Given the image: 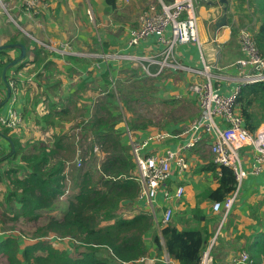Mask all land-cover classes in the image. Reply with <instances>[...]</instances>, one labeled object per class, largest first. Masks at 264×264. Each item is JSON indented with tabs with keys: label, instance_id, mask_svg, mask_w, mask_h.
<instances>
[{
	"label": "trees",
	"instance_id": "obj_1",
	"mask_svg": "<svg viewBox=\"0 0 264 264\" xmlns=\"http://www.w3.org/2000/svg\"><path fill=\"white\" fill-rule=\"evenodd\" d=\"M258 1L264 3V0ZM107 3L110 10L117 9L118 3L114 0ZM18 8L6 7L16 22L8 23L11 28L6 44H18V47L0 49V110L8 96L18 92L19 98L14 103H18L16 107L22 119L32 111L25 108L32 100V107H39L32 117L34 124L52 131L45 140L32 136L21 141L11 126L0 125V142L6 143L5 147H0V185L4 189L0 192V256L6 264H135L139 257L148 255L145 235L154 223L150 215L131 219L116 216L123 201L140 196L126 131L136 141L152 134H166L160 143L169 144L174 136L188 138L181 133L196 117L192 120L193 114H189L188 126L176 132L173 125L180 120L183 122L182 114L177 119L173 115L179 101L162 98L159 100L165 105L164 123L156 125V130L152 131L149 122L137 124L129 103L133 101L134 92L145 89L142 85L146 79L157 82L158 78L183 73L177 70L173 75L165 69L156 77H147L139 65L128 68L118 59L104 62L76 54L60 53L57 57L61 60L57 62L58 59L52 58L51 49L20 30L28 28L30 22L20 20L21 10L26 7L19 3ZM261 12L262 17L257 19L260 25L249 40L257 55L264 57V7ZM20 44L24 46L25 56L11 65L20 53ZM99 46L102 54L110 52L103 39ZM92 61L94 65L90 66ZM78 62L85 63L83 75L75 70ZM24 71L27 75L21 77ZM54 75L60 78L55 80ZM136 99L144 100V92ZM13 109L16 110L14 106ZM234 109L250 133L264 123V81L241 86ZM169 117L172 121L167 122ZM204 136V142L211 143L212 138ZM94 146L98 147L99 155L93 152ZM76 161L82 162L81 168L76 167ZM204 170L213 173L217 181L216 188L208 192L211 202L223 201L233 193L236 181L230 168L218 165L212 156ZM67 175L72 182L69 189L77 191L67 201L60 218L45 215L52 211L54 202L66 190ZM19 218L36 222L28 236L13 225ZM111 219L114 221L110 224ZM205 235L204 230L194 227L191 221L182 229L170 221L160 224L158 232H152L150 241L158 254L165 248L176 264H198L213 234ZM263 244L264 236L256 245L258 254H264Z\"/></svg>",
	"mask_w": 264,
	"mask_h": 264
},
{
	"label": "crops",
	"instance_id": "obj_2",
	"mask_svg": "<svg viewBox=\"0 0 264 264\" xmlns=\"http://www.w3.org/2000/svg\"><path fill=\"white\" fill-rule=\"evenodd\" d=\"M10 1L11 0H3V3L6 2L7 4H5V8L1 6V10L5 14H0V28H2L5 33L9 20L11 19L6 7L15 9V6L18 8L19 3H21V5L23 4L21 0H16L14 2ZM114 1L118 3L117 9L110 10V6L107 3L108 0H52L51 3L53 7L59 8V14H61L63 9L61 4L66 6V3L70 2V11L66 10L67 12L64 13H68L69 19H72L74 14L75 18H73V20H81L80 28H83L82 30L80 28V30H76L75 25L72 23L65 32L68 37L70 34L76 35H72V38L67 37L66 39L60 37L61 42L69 43L72 49H75L76 46L80 47V41L88 37L89 33H91L88 30L89 28H87V26L90 27L87 21L88 19L89 21L92 19L93 22L91 23L93 24L92 27L96 30L97 41L100 42L102 39H106L110 42L112 41L113 44L110 50H113V53L154 55L159 52L164 44L159 41L156 35L151 34L147 38L140 40L136 46L129 47L127 41L130 32L137 27L135 19L137 14L150 4H157L160 1L163 3L165 1L170 2L172 0ZM46 2L49 3L48 0ZM263 7L264 3L258 0H226V5L221 4L219 0H197L195 2V16L199 44L187 43L176 46L174 50L176 61L183 66L195 69H202V62H206L213 75V82H219L221 84L219 92L221 94L229 93L233 87L238 84V76L242 75L244 72L250 71V65L248 67H241L235 64V62L239 58L246 56V52L242 50L240 45V38L243 34L250 36L257 30L260 25V21L257 19L262 17L261 11ZM224 10L226 12L227 25L216 29L214 26L223 15ZM88 11L91 12V17L87 18ZM107 19H112L108 21L111 25L107 26L111 34L105 38L102 35L104 32L101 34L98 33L97 28L102 30ZM11 21L15 24L14 20L11 19ZM53 27L54 24H51L50 28ZM122 31L123 33L121 35ZM118 32L120 33L118 34ZM164 38H170L169 29L165 30ZM55 53L54 55L60 54ZM101 56L102 55L99 54L93 58H101V60L107 62V59H103ZM155 59L159 60L160 56L157 55ZM112 61L114 62V60ZM120 62H123L124 64L122 65L125 67H131V63L128 60ZM83 65H85V63L79 62L75 65L77 74H84L85 70L82 68ZM90 66H92V63ZM176 71L177 70H169L168 72L175 75ZM181 73H183L182 76H164L163 78H158V84L168 88L163 94L158 90L159 97L161 99H169L167 96L175 95V97L173 96L172 98L177 101L180 99L182 103L189 107V110L190 107L194 109V111L191 112L193 114V120L197 117L199 108L197 107L195 98L187 92V86L195 80H201L202 78L201 76L198 77L197 75L184 71H181ZM115 75L116 73L114 76ZM61 77L64 78L63 75ZM79 77L84 76H76V78ZM10 84L9 82V87ZM32 88L36 89L33 81ZM85 94L86 93H84V95ZM20 95L22 96L23 93L21 92ZM18 96V92H14L10 97L8 96V100L1 107L0 116L5 115L10 108H13V103L17 101L19 98ZM192 102H195V104H191ZM15 109L18 111L16 105ZM188 122L189 121L181 124L176 123L173 125V129L180 131L181 126L186 125ZM186 138L187 136L184 138L174 136L172 142L169 144L148 143L142 148L141 152L145 155L152 154L156 157H160L165 149H179L181 144L186 141ZM205 138L206 136H203L199 144L192 148L179 149L182 154L179 155L184 157L187 167L184 171L180 172L175 163L171 162L169 179L157 190L155 198L150 203L151 206L144 196L137 197L131 201L126 200L121 203L116 213L118 217L131 219L138 215H150L153 218L154 226L145 235V245L148 249V255L147 257H139L135 264H176V262L169 258L165 248L159 252V255L155 245L150 241L152 232H158L159 225L161 224V216L166 207L173 208L174 214L171 222L175 224L178 229L184 228L191 221L194 227L204 230L205 236L213 234V237L216 233L220 224L221 212H213L211 209L213 202L209 199L208 192L216 188L217 181L213 173L211 174L204 170L205 165L208 164L209 159L212 157L209 150L210 143L204 142ZM5 146L6 143L4 141L0 142V147ZM241 159L243 167L247 171V176L241 182L233 205L216 233L212 248L214 264H227L233 259H238L243 251L247 253L255 264H264V254H258L256 248L259 240L264 236V170L259 172H254V170H252V154L249 147H245L241 152ZM177 186L184 187V193L180 199H176L173 196ZM113 221L114 219H111L109 223L111 224ZM141 258L143 260H141Z\"/></svg>",
	"mask_w": 264,
	"mask_h": 264
},
{
	"label": "built area",
	"instance_id": "obj_3",
	"mask_svg": "<svg viewBox=\"0 0 264 264\" xmlns=\"http://www.w3.org/2000/svg\"><path fill=\"white\" fill-rule=\"evenodd\" d=\"M21 1L26 8H37L42 4V1L39 0ZM196 1L172 0L169 3L160 1L157 4L148 5L138 14L136 18L137 27L130 32L127 45L129 47L136 46L140 40L153 34L158 36L159 41L164 44L163 48L156 54L134 55L116 52L109 56L113 59L128 60L135 66L139 65L150 77L158 76L164 69L181 70L198 77L201 76V80H195L187 86V92L197 101L199 112L198 116L181 133V135H188V138L181 144L180 148L189 149L194 147L207 134L212 138L209 150L214 162L230 168L233 172L236 181L235 190L223 201H215L211 206L213 212H221L217 233L233 205L241 182L247 176V171L244 169L241 159V152L245 147H249L252 154V170L254 172L264 170V123H261L253 133H250L234 109V101L241 86L264 81V57L257 55L249 36L243 34L240 38V45L242 50L246 52V56L239 58L235 64L241 67L250 65V71L238 76V84L227 94L219 92L221 84L213 82V75L206 62H202V69L179 64L174 56L176 46L187 43L199 44L195 16ZM88 16L91 17L90 11H88ZM166 29H169L170 32L169 39L164 38ZM45 47L52 49L48 46ZM157 55L160 56L159 60L155 59ZM152 66L157 67L155 72H152ZM17 120H20L18 112L10 108L5 115L0 116V125H15L18 122ZM126 135L136 165V179L140 187V196H144L150 204L160 186L169 179L171 162L175 163L180 172L186 169L187 163L183 156L179 155L180 148L177 150L165 149L160 157L152 154L145 155L141 152L142 148L148 143H160L166 134L148 135L139 141L134 140L129 131H126ZM93 152L96 155L100 154L97 146H94ZM183 193L184 187L177 186L173 196L180 199ZM173 214V208L166 207L161 216V224L170 223ZM216 233L201 252L198 264H214L212 248ZM141 260L143 259L141 258ZM227 264H252V261L247 253L243 251L238 259H233Z\"/></svg>",
	"mask_w": 264,
	"mask_h": 264
},
{
	"label": "rangeland",
	"instance_id": "obj_4",
	"mask_svg": "<svg viewBox=\"0 0 264 264\" xmlns=\"http://www.w3.org/2000/svg\"><path fill=\"white\" fill-rule=\"evenodd\" d=\"M0 1H2V0H0ZM39 1H42V3L43 2H45V3L41 4L37 8L27 7V8H24L26 11L21 10V15H23V16L22 17L20 16L21 17L20 20L30 22V25L28 26V28H25V29L20 28V30L28 38L35 40V42L43 45L44 47L45 46L51 47L52 48L51 50L54 53L58 52V53H62L65 55L66 54H78L81 57H91V56L94 57L96 55L101 54L102 55L101 57L103 59L114 60L113 58H111L109 56V55H112L114 52L113 50H110V47H112V44H113L112 41L110 42L106 39H103V42L107 43V45H108L107 48L109 47L108 49L110 50V52H109L110 54H102V50L100 49L99 42L97 41L96 30H95V28L92 27V25H93L91 23V22H93L92 19H91V21H89V19L87 21L90 24V27L87 26V28H89L88 30L91 33H89L88 37H86L80 41V44H79L80 47L76 46L75 49H72L70 45L62 43L60 40V37L62 39H66L68 37L65 30H68L72 23L75 25L76 30L79 29L81 26V20H79V19L73 20V18H75L74 14L72 16V19H69L68 13H64V12H67L66 10L70 11V8H71L70 2L66 3V6L61 4V7L63 9H62L61 14H59V12H58L59 8L53 7V5L51 3L52 0H48L49 3L46 2L47 0H39ZM58 1H60V0H58ZM5 4H7V3L6 2L3 3V1L0 3V14H5L1 10V6L5 8ZM124 4H126V3H124ZM15 9L18 10L19 8H17L15 6ZM32 10H34V12H32ZM137 15H136V18H137ZM86 17L87 18L89 17L88 12H87ZM10 18H11V16H10ZM11 19L9 20V22L13 23L11 21ZM108 21H111V20L110 19L106 20V22L104 23V28L102 30H99L97 28L98 33L101 34L104 32L102 35L105 38H107V36L111 34V32H109L108 27H107V26H110L111 23ZM51 24H54V27H53L54 29L50 28ZM10 28H11V26L7 25L6 33L3 31L2 28H0V46L6 45V42L9 38L8 31ZM29 31H31V33ZM119 33L120 32H118V34ZM122 33H123V31L121 32V35H122ZM69 36H71V35H69ZM58 53H55V54H58ZM82 55H84V56H82ZM28 56H29V58L31 57L30 54H28ZM57 56L58 55H53L52 58L54 60L58 59L57 62H60L61 59L58 58ZM99 59H101V58H99ZM118 60L119 61H126V60H120V59H118ZM93 64H94V61H92V65ZM120 64H124V63L120 62ZM131 66H135V65L131 64ZM151 70H152V72H155L157 70V67L152 66ZM164 70L162 71V73L164 72ZM26 75H27L26 71L20 73L21 77H25ZM62 75H64V74H62ZM147 77H149V76L147 75ZM29 78H31V77H29ZM53 78L56 80L57 78H60V76L54 75ZM149 80L150 79H148V80L146 79L144 81L145 85H142L145 88L142 91L145 94V99L144 100L136 99V97H138L142 92H139V91L134 92L132 94L133 101H130L129 105H130L131 109L133 110L134 116L136 117L137 124L141 125L143 123L149 122L148 127H152L150 129H152V131H155L156 127H157L156 125L163 124L164 119H165L163 117V114H162L163 111L165 110V105L161 100H159L161 98L159 97L158 90L161 94H163V92L167 91L168 88H165V86L158 84V82H156L155 80H150V81ZM28 82L30 84H32V82L30 80ZM57 91H59V89H57ZM29 95H31V93L28 94V98L30 97ZM173 96L175 97V95H169L167 97L169 99H171ZM178 101L179 102L177 104V110L174 112L173 115H174V118L177 119V117L181 118V114H182L181 119L183 122H181V120H180V122L185 123V122H187L188 115L192 111H194V109L192 107H190V110H188L186 108V105L184 103H182L180 101V99ZM13 104H14V107H15V105L18 106V103H13ZM25 108L28 110H32V111L27 113V115H24L23 119L20 116L21 114L18 113L20 120H17L18 122L15 125L14 124L11 125V127H12L11 130L13 132L19 134L21 141L25 140L26 138H31L32 136H35L36 138L42 139V140L47 139V137L51 134L52 130L43 129V126L35 125L33 120H32V117L34 115H36L35 111H37L39 109L38 105H35L34 107H32V100H29V104L27 106L25 105ZM126 116H129V113H127ZM143 121H146V122H143ZM170 121H172V118L171 117L167 118V122H170ZM185 127H186V125L181 126V130ZM63 128H65V126H63ZM176 132H178V131H176ZM152 144H157V143H152ZM85 148H86V146H85ZM180 151H179V154L182 155L180 153ZM96 159L98 160L99 158H96ZM76 167L81 168L82 162L80 163V161H79V163H78L76 161ZM70 168H71V162L69 164V169ZM68 175H69V173H68ZM68 175H67L66 188H65L66 190H64L63 195L60 196L54 202V207H53L52 211L48 212V213H44L45 215H50L54 218H60L62 216L65 208H66L67 201L72 196V194H75V192L77 191V190L72 191L71 189H69V186L72 184V182L69 181ZM3 191H4V189L0 185V192L2 193ZM67 195H68V197H67ZM13 225L16 226L15 228H17L18 232L22 233L25 236L26 235L28 236L32 232V230L34 229L36 222L35 221H27L25 219L19 218V220L17 222H15ZM0 264H6V261L1 256H0Z\"/></svg>",
	"mask_w": 264,
	"mask_h": 264
},
{
	"label": "water",
	"instance_id": "obj_5",
	"mask_svg": "<svg viewBox=\"0 0 264 264\" xmlns=\"http://www.w3.org/2000/svg\"><path fill=\"white\" fill-rule=\"evenodd\" d=\"M219 2L221 3V4H224V5H226V0H219ZM227 25V17H226V12H225V10H224V13H223V15L218 19V21L216 22V24H215V28L217 29V28H219V27H221V26H226ZM10 47H18V44H13V45H11V44H6V45H2V46H0V49H3V48H10ZM19 48H20V53H19V55L17 56V58H15L10 64L11 65H15L16 63H18L19 61H21L23 58H24V56H25V49H24V46L23 45H19ZM4 76H5V68L3 69V71H2V78L4 79Z\"/></svg>",
	"mask_w": 264,
	"mask_h": 264
}]
</instances>
